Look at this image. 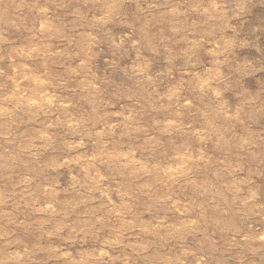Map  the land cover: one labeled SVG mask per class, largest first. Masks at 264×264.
<instances>
[{
    "label": "rangeland",
    "instance_id": "374dc122",
    "mask_svg": "<svg viewBox=\"0 0 264 264\" xmlns=\"http://www.w3.org/2000/svg\"><path fill=\"white\" fill-rule=\"evenodd\" d=\"M0 264H264V0H0Z\"/></svg>",
    "mask_w": 264,
    "mask_h": 264
}]
</instances>
